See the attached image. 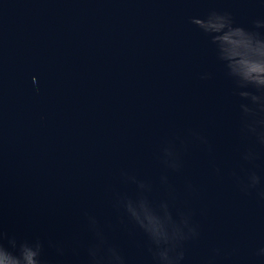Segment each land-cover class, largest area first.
I'll return each mask as SVG.
<instances>
[{"label": "water", "instance_id": "95a60500", "mask_svg": "<svg viewBox=\"0 0 264 264\" xmlns=\"http://www.w3.org/2000/svg\"><path fill=\"white\" fill-rule=\"evenodd\" d=\"M0 264H264V0H0Z\"/></svg>", "mask_w": 264, "mask_h": 264}]
</instances>
